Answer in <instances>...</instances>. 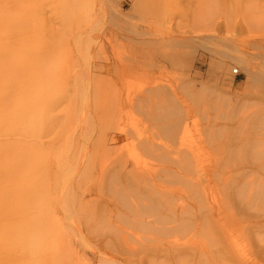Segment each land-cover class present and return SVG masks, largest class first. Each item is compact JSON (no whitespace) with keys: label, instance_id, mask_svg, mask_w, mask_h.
<instances>
[{"label":"bare ground","instance_id":"6f19581e","mask_svg":"<svg viewBox=\"0 0 264 264\" xmlns=\"http://www.w3.org/2000/svg\"><path fill=\"white\" fill-rule=\"evenodd\" d=\"M51 3H53V1H51ZM210 8L205 9L204 12L198 13L197 16L193 18V28L197 30L200 29L201 32H208L220 27L222 21L218 20L219 17L217 18V16H215V9L212 12V8ZM51 9L52 8L48 10L47 1L37 2V0H0V264H31L28 262V259H33L38 254L45 259H50L51 264H70V259L72 264H76V262L72 261L74 255L76 257V254H74L76 248L73 244V236L75 234L73 233L80 232L79 236L83 241L86 238V234H82L81 232L83 227L80 228V231L77 225L74 224L75 220L73 222L74 215L72 213L75 212L73 209L75 208L74 204L76 202V196L79 197L78 201L81 203L78 206V209L79 207H82L81 205H83L84 209H87L86 207L88 205L86 203L90 202L91 204L93 202L92 200H94H84V197L87 194H92L94 189L88 188V190H85L86 192L84 191L82 193L84 196L76 192V183L78 179L75 178V174L79 172L83 173V175H86V172L90 170V163H86L85 167L81 166V163L84 162V160H90V154L88 153L89 155L87 156L86 152L83 151L85 146L82 143L85 141L82 142L78 139L75 140V138H73L74 135L71 132V125L73 124L74 120L77 119L79 115L83 116L85 113L84 112L82 114V109L86 105V102L90 100L88 99L90 97V91L93 92V90H90L91 88L88 86H85L86 88H83L82 86L83 90H80L83 94H79L80 99H77L80 104V109L74 108L72 110H68V107L73 105V101L76 100L75 97L72 98L71 96H67L68 98L65 99L66 103L64 102V105L66 104L65 108L58 101L60 96L65 97L63 95L67 91L63 95L60 94V96L57 94H53L51 96L49 94L50 91H55L57 86L59 88H61V86L62 88L67 87L66 90H68L70 83L74 85H81L83 81L84 83L86 82L88 84L90 82L87 81H91L92 76L87 72H80V70L75 71L76 68L73 70L70 66L67 67L64 64L62 65V62L71 61L70 56H72V52L70 55L68 53L66 56V52L65 56H60L57 54L60 49L59 44L54 43V45L51 44L50 46L41 49L35 48L37 46H46V41L43 45V40L38 38L40 35L46 38L50 35V33L55 32V23L51 21L52 15L47 16V12L50 11L56 15L59 22L62 18H66L65 16L69 13L67 5L63 6L62 8H58L57 11ZM248 9H250V7H248ZM53 20L55 21V19ZM74 20V29L77 27V32L80 33L81 30L83 31L84 27L77 23V19ZM252 20L253 19H251V21H242L239 24V28L241 30L251 31V29L257 25V21ZM226 26L229 27V25ZM236 26L237 25H233L232 27ZM93 35L96 34L93 33ZM70 36L72 39L76 37L72 34H70ZM252 37H255V35ZM61 38H63L64 45L68 46L70 44L68 35L61 34ZM96 38L97 37L92 36L90 39L96 42ZM189 38L194 41L195 38H198V36L194 33ZM108 39L111 40L109 42H112L111 37ZM90 49L88 48L87 54L90 64H92V53ZM236 52L233 54V57L239 59L243 66L246 65L244 64L247 62L245 55H243L244 53ZM53 59H59L61 62L58 60L59 62H57L59 65H57V62H55ZM35 61H37L38 64H36ZM132 64L134 63H131V65ZM105 65L107 68V73L109 74L108 77L111 80L114 75L116 77H122L125 72L131 71L134 68V66L127 67L126 64H122L120 62L117 63L109 56H106V63H104V66ZM232 70L235 73L239 72V69L236 67H232ZM83 73H85L87 76L84 77ZM71 92H69V94H71ZM75 92L77 91H73L72 93ZM173 96L176 97L177 95L175 94ZM114 97L112 102H110V100H108L110 103L106 102L109 105L107 107L108 109H104L109 111L112 110L110 108H113L122 112L123 110L127 109L126 107L138 105L140 109L145 111L148 115L150 114V117L154 122L153 124H155L154 126L161 127L156 129V135L158 137H160V135L163 137H168V141L165 145H161L160 142H157L153 138H148L151 147H153L154 157H159L158 161H160L161 165L157 166L158 169L153 168V170L157 169L158 173H154L153 170L149 171L146 169H140V160H134V158H130L123 153L116 152L114 156H111L112 153L110 152L116 150V147L113 144L119 142L121 140V136L126 134L125 132H127L126 135H130L129 131H123L116 127L118 130L115 128L114 131L117 132L110 135V133L107 132L110 130L103 126L102 128L104 129H102L103 131L101 130L102 135L96 134L94 140L92 139L93 146H91L92 148L95 147L92 149L93 152L96 147H99L101 150L105 151V153H102L103 155L101 156L104 157L102 159L107 161H102L104 163L101 162L102 165L99 171H102L104 175L100 174V180L102 182L105 179L103 190L106 192V194L110 192L115 197L112 199L114 201L115 207L118 209V214L116 216L117 222L115 223V226L118 227L121 224L127 223L132 227L136 226L135 228H138V230L140 228V231H145L146 235L143 239L146 240H144L141 249H139L140 247L138 246L139 241H134L136 239L135 235H131L130 238V241H132L131 239L133 237L134 243H138L134 245L136 247H133L136 248V251H138L137 249L140 250V255H151L154 260L152 257H150V259H152L154 262L158 259H161L160 263L153 262V264H176L180 261H178V259L181 258L184 259V264H188L190 260V256H188V254L191 253V251H196L200 253V255L197 254L195 257L199 262L203 260L201 259L202 256H207V261L210 259L215 261L216 259L214 256H216L220 258V260L214 264H223L222 259H232V253L235 252V250L231 251L230 249V244L233 243L232 240H227L224 236L225 234L223 233V223L224 220L228 219V216L231 217V219H235L239 222H247L246 224L250 225L251 227L249 232L257 234L256 240L259 243L260 241L264 242V233L262 232L264 231V215H260L258 212H256L260 210V208L258 209L257 206L264 203V160H254L255 162H249L248 160H239L241 161L239 162L237 160L238 163L236 160L235 162H231L233 161L231 160L227 163L229 165H224L222 160L221 162L218 160L220 162L219 163L216 159V162L218 163L210 167L209 165L205 164V161L206 163H209V160L200 159L202 152H205L206 148H208L207 146H209L205 144L202 137L200 142L198 141V143L194 145L191 143L188 144L187 136L188 138L189 136H192L189 135L191 134L189 133L191 130L187 129V118H189L188 116H190V112H188V110L184 111V109L181 110V108L179 109L181 105H176L178 104L175 101L177 98H174L175 100L173 99L172 103L170 102V99L172 100L173 98L172 95H168L166 97L165 95L158 96L157 99V97H154V95H151L146 91L135 92V94L130 92L115 93ZM103 98V96L101 98L99 97V99H101L99 102H101ZM190 100L192 101V99ZM213 101L214 100H211L210 102L215 103ZM162 102L166 103L164 104L166 118L161 117L159 113H157L156 107L159 105L162 106ZM104 103L105 102H102V104ZM99 104L100 106L102 105L101 103ZM173 104H175L177 107L171 112ZM90 106V103H88V108ZM178 109L181 111H178ZM261 109L262 108H260V110ZM90 111L94 112L96 117L100 114V110L97 108V106L92 107ZM183 111L185 112V115H182ZM199 111L198 114H200ZM87 112L88 111H86V113ZM205 112L207 111L205 110L203 113ZM262 113L264 114V111ZM208 115L209 114L207 113L205 116L208 117ZM167 116H169V119H167ZM178 116H183L184 118L186 117V120L183 117H181L180 120L178 119ZM200 117L202 118V116ZM263 117L261 118L262 122L264 120ZM170 118L172 120H170ZM86 119L87 118L85 117L82 120L86 121ZM237 121L242 124L240 120ZM96 122L99 123L98 120ZM80 123L81 122H79L78 125H80ZM98 123H96V125ZM203 123L205 124V122ZM209 123L208 125L212 124L213 121H211L210 124ZM234 123L236 124V120ZM104 124L106 125V123ZM217 124H219V122ZM205 125L203 127L204 129ZM62 127L65 130L62 131ZM213 127L211 126L205 129V131L213 134L215 132V128ZM218 127L219 129L221 128L220 124ZM218 127L216 125V129H218ZM231 128H233V126ZM100 129L101 128H99V130ZM232 130L233 129H231V131ZM84 131L82 128V132ZM88 131L90 130H87V133ZM233 132L232 134H234ZM260 133L264 132L261 131ZM90 134L91 132L89 135ZM227 134L229 136L232 135L229 133ZM258 135L262 136V134ZM76 136H78L77 133ZM205 136L203 135V137ZM210 136L207 137L210 141L216 137L211 136L212 138H210ZM244 137L245 136H243V138ZM261 139V137L257 138L259 145L264 142ZM84 140H88V138H84ZM213 141H211V144L214 145ZM227 142L229 141L227 140ZM248 143L249 141L247 144ZM88 145H90V143ZM218 145L219 144H217V146ZM224 145L225 143H220L219 147L222 149ZM212 150L214 151V148ZM219 151L220 148L218 153ZM214 152L216 153V151ZM221 153L222 152H220V154ZM213 154L211 153L209 155ZM221 155L223 156L218 158L224 157V153ZM109 156H111L110 159L107 158ZM162 157H167L169 160L166 158L165 160H161L160 158ZM70 160L79 161H74V163H72ZM252 163H254V166ZM173 166L175 167L173 168ZM93 168L95 167L93 166ZM161 170L166 173V176H169L170 173L179 176L187 174L190 180H194V177L199 174L198 179H201L202 182L200 183V181H196L197 179L192 181L193 185H196L190 187L191 189L189 191H184V189L179 187L177 189L172 188L173 185L170 187V180L168 181L169 184H166V187L163 185L160 187V182H158L157 178L160 177L161 174H159V171ZM240 175H243L242 179H238ZM248 175H251L250 179H246ZM64 177H66V179H64L60 188L54 186L53 179L59 178V180H62ZM166 178L168 177H165V179ZM210 180L213 182V184L208 185ZM74 181L75 183L72 184ZM198 185L202 188L198 189ZM88 186L90 187V185ZM70 192L73 193L71 194ZM167 194H171L170 198L173 196L176 200H172L174 199L173 197L171 200H168V198L165 197ZM220 198L222 203L224 202L223 204H221L219 201ZM106 202L107 207L111 205L109 200H106ZM95 205L96 207L101 206L98 202H96ZM230 206L234 207L235 211L230 210ZM94 208H91V213H96V210L93 211ZM226 208H228V210H224ZM261 209L264 210L263 208ZM98 210L101 209L98 208ZM262 210L260 211L262 212ZM83 212L84 211L82 210V213ZM98 220H96V222ZM108 220L111 222L110 218ZM108 220V223L105 221L107 223H105L106 225H109ZM99 222L100 221L97 222L98 225ZM79 223L80 222H78V224ZM92 227L94 229L93 225L91 228ZM73 228H75L74 232ZM106 230H104V232L109 234V230ZM134 231L132 232L134 233ZM116 232H118V230H116ZM120 232L122 233V231ZM120 232H118V234ZM178 232L190 233V235H188L189 238H185L186 241H182L180 239L183 243H179L180 241L177 242L178 238L177 240H169V238L172 237H169L170 234ZM107 234H104V236ZM124 234L125 233L122 234V238L125 239L126 237L128 239L129 236H125ZM128 234L131 233L128 232ZM99 236L102 237V234ZM106 237L108 240L109 236ZM117 237L119 238V235ZM103 238L105 237H102V240H104ZM122 238L120 240H122ZM86 241L88 240L86 239ZM207 242H209V244L215 245L220 243V249L215 250L208 247ZM259 243L256 245V247L262 254L264 253V248L261 245L260 246L262 248H259ZM125 248L123 247V249ZM130 248L131 247L129 246L128 249ZM221 251L225 252L227 255H221ZM127 254H130V252H127ZM134 255L139 256L138 253ZM232 260V262L235 264L236 261H234V258ZM232 262L230 263L233 264Z\"/></svg>","mask_w":264,"mask_h":264},{"label":"rangeland","instance_id":"374dc122","mask_svg":"<svg viewBox=\"0 0 264 264\" xmlns=\"http://www.w3.org/2000/svg\"><path fill=\"white\" fill-rule=\"evenodd\" d=\"M44 1L48 2V10L52 8L53 10L57 11L58 8H62L63 6L67 5L69 13L65 16L66 18H62L61 21L59 22L56 15H54L50 11L47 12V16L52 15L51 21L55 23L54 24L55 32L50 33V35L46 37L47 39L44 38L42 35H40L38 38L43 40L42 42L43 45L44 42L46 41V46H37L35 48L41 49L48 47L51 44L54 45V43L59 44L60 49L57 54H59L60 56L62 55L65 56L66 52H67L66 53L67 56L68 53L70 55V53L72 52L71 53L72 56H70L71 61L62 62V65L64 64L67 67L70 66L71 69L73 70L76 68L75 71L80 70V72H85V73L87 72L92 76L91 81H87L90 82L88 83L89 85L85 82L87 84L86 85L83 81L81 85L79 84L74 85L70 83L68 88V90L70 91L66 90L67 87L62 88L61 86V88H59L57 86L55 91L52 92L50 91L49 93L51 96L53 94L55 95L57 94L60 96V94L63 95L67 91L68 93L66 92L63 95L66 98L60 96L58 99L61 105L64 106L65 108L66 105V104L64 105L65 99H67L70 96L72 98L75 97L76 100L78 98L80 99L79 94H83L81 90H83L85 86H88L91 88L90 90H93V92L90 91V95H89L90 97L88 98L90 100L86 102V105L82 109L83 111L82 114L84 112L85 113L83 114V116L79 115L71 125V132L74 135V137L72 135L71 136L75 138V140L78 139L82 142L85 141L84 143H82L85 146L83 148V151L86 152L87 156L90 154L89 157L90 160H84V162L81 163V166L85 167L86 163L88 164L90 163V167H91L90 170L86 172V175L85 174L83 175V173H79V172L75 174L76 176L75 178L78 179L76 183V192L82 194L85 190H88V188L94 189L92 194H87L84 197V200H89V199L96 200V201L92 200L93 202L91 204L90 202L86 203L88 205V206L86 205L87 209H84L83 205H81L82 207H79L78 209V206L81 203H79L78 201L79 197L76 196V202L74 204L75 208L73 209L75 212L72 213L74 215L73 222L75 220L76 223L74 222V224L77 225L80 231H81L80 228L83 227L81 232L82 234H86V238L84 239V241L81 240L79 236L80 232L75 233L74 229L76 227L73 228V232H74L73 234H75L73 236L74 237L73 244L75 245L77 252L76 251L74 252V254H76V257L74 255L75 259L73 258L72 261L76 262V264L78 263L79 264H86V263L88 264H153L154 261L150 259V257H152L151 255L142 256L139 253L140 251L139 249H141L144 240H146L143 239L145 238L146 235L145 231L143 230L140 231L141 230L140 228L138 230V228H135L136 226L132 227L127 223L121 224L118 227L115 226V223L117 222L116 216L118 214V209L115 207L114 201L112 200L115 197L110 192L106 194V192L103 190L105 179L102 182L100 180V174L104 175V173H102V171H99V169L102 163L107 161L102 159L104 157L101 156L105 153V151L101 150L99 147H96V149L93 152L92 149H94L95 147L92 148L93 146L92 143L94 138L96 137L95 136L96 134L102 135V131H103L102 129H104L102 128L103 126H105L106 129L110 130L107 131L110 133V135L117 132L114 131L116 127L123 131L124 130L129 131L130 135H126L127 132H125L126 134L121 136V140L113 144L116 147V150L110 152L112 153L111 156H114L116 152L123 153L126 156H129L130 158H134V160H140L139 161L140 169H146L152 171L153 168H157V166H160L161 164L160 161H158L159 157L156 158L154 157L153 147H151L148 138H153L157 142H160L161 145H165L168 141V137L165 136L163 137L161 135L160 137H158L156 135V129L161 127L154 126L155 124H153L154 122L151 119L150 114L148 115L145 111L140 109L138 105H134L133 107H126L127 109L120 112L117 109H113V108H110L112 110L107 111L106 109H108L107 107L109 106L108 103L114 100L115 93H122V92L125 93L130 92L135 94V92L146 91L147 93L154 95V97H157V99L158 96L165 95L166 97L168 95H172L173 98L172 100L170 99V102L173 103V99L177 98L176 100L175 99L174 100L176 101V103H178V104L175 103L177 106L181 105L179 109L181 108V110L184 109V111L188 110V112H190V116H188L189 118H187V125H188L187 129L191 130L189 132L191 134L189 135L192 136H189V138L187 136L188 144L191 143L192 145H194L198 143V141L200 142L203 139L205 144L209 145L207 146L209 149L206 148V151L205 152L203 151L200 156V159L202 160H209V163L208 162L206 163L205 161V164L211 167L212 165H215L219 161L221 162V160L224 165H226L231 160H233L231 162H235V160L236 162L237 160L238 161L248 160L249 162H255L254 160H264V142L261 143V145H259L257 141L258 137H261L262 138L261 140L264 141V133H260L261 131L264 132V120L263 122L261 121L262 120L261 118L264 116V114L262 113L264 111V0H37V2H44ZM51 1H53V3H51ZM210 7L212 8V12L215 9L216 12L215 16H217V18L219 17L218 20L222 21L220 27H218L215 30H210L208 32H201L200 29L197 30L193 28L194 27L192 25L194 24L193 18L196 17L198 13L204 12L205 9ZM248 7H250V9H248ZM53 19H55L56 22ZM74 19H77L78 20L77 23H79L80 26L82 25L84 27L83 31L81 30L80 33L77 32V27L74 29L75 26ZM251 19L257 21V25L254 28H252L251 31L241 30L239 28L240 26L239 24L242 21H251ZM57 22L60 24H58ZM226 25H229V27H227ZM233 25H237L236 26L237 28L232 27ZM93 33L96 35H93ZM194 33L198 36V38H195V40L193 41L189 37L192 36ZM61 34H66L69 36L70 44L68 46L63 44V38H61ZM70 34L75 35L76 37L72 39ZM254 35L255 37H252ZM92 36L97 37L96 42L90 39ZM77 37H79L80 39ZM110 37L113 43L109 42L111 41L110 39H108ZM76 39L79 40L77 41ZM88 48L89 49L91 48L90 51L92 53L91 55L92 64H90V60L88 58V54H87ZM235 52L244 53L243 55H245L247 60V62L244 63L246 64L244 65L245 67L241 64L239 59L233 57L234 56L233 54H235ZM106 56L111 57L117 63L120 62L122 64H126L127 67L134 66V68L131 71L125 72V74L122 77H116L114 75V77L111 80L108 77L109 74L107 73L106 65L104 66V63H106ZM53 60L57 62L59 59H53ZM58 62L57 65H59ZM35 63L38 64L37 61H35ZM131 63L134 64L131 65ZM232 67H236L237 69H239L240 73L239 72L235 73L232 70ZM85 73H83L84 77L87 76L85 75ZM60 91L63 93H61ZM71 91L72 92L77 91V92L72 93ZM69 92H71V94H69ZM175 94L177 95L176 97L173 96ZM102 96L104 98L101 102H99L101 100L99 99V97L101 98ZM190 99H192V101ZM76 100L73 101V105L68 107V110H72L74 108L80 109L79 101L77 100L76 102ZM108 100H110V102ZM211 100H214L213 102L215 103L210 102ZM102 102L105 103L102 104ZM88 103H90L91 105L89 108H88ZM99 103L102 104L101 106L103 109L101 108ZM164 104L166 103L164 102L162 106L160 105L157 106L156 109H157V113H159L161 117L166 118V111ZM175 104H173L172 106L173 108H171V112L173 109L174 110L176 109L177 106H175ZM94 106H97V108L100 110V114L98 115L100 117L98 116L96 117L94 115V112L90 111L91 108ZM260 108H262L263 110L262 109L260 110ZM179 109L178 111H181ZM257 109L259 110V112ZM205 110L207 112L203 113ZM86 111L88 112L86 113ZM184 111L182 112L183 113L182 115H185ZM198 111L200 114H198ZM221 111L222 112L224 111L225 113L224 112L222 113ZM207 113L209 114L208 117L205 116L207 115ZM216 114L217 115L219 114L220 116L219 115L217 116ZM246 115L248 118L246 117ZM200 116H202V118ZM85 117L87 119L86 121H83L82 119H84ZM178 117H179L178 119H180L183 116L181 117L178 116ZM253 118L256 120H254ZM96 119L99 121L100 125L98 122H96L97 121ZM167 119H169V116H167ZM170 120L172 119L170 118ZM210 120L213 121L214 124L213 123L212 124L214 125V127L212 124H210L211 123ZM235 120H236V124L234 123ZM237 120H240L242 124H240ZM78 121L81 122L80 125H78L79 124ZM193 121H195L197 124ZM203 122H205L206 125H208V123L210 122L209 123L210 125L208 126L209 127L212 126L213 128H215V132L212 134L208 131H205V129L209 127L206 126ZM218 122L220 124L221 131L218 127L219 126V124H217ZM96 123L98 124L96 125ZM104 123H106V125ZM204 125H205V129L203 128ZM216 125L218 129H216ZM226 125L229 127H227ZM232 126L233 128H231ZM82 128L83 131L85 129L90 131H88V133L87 130L82 132ZM99 128L101 129L99 130ZM117 128L116 130H118ZM231 129L233 130L231 131ZM63 130L65 129L62 127V131ZM97 131L99 132V134ZM90 132L92 134V135L90 134L91 136L89 135ZM232 132L234 134H232ZM256 132L258 134H262V136L258 135ZM76 133L78 136H76ZM197 133L200 135H198ZM205 133H208L213 137L216 136L215 139L214 138L211 139V141L214 140L213 141L214 145L211 144V141L207 138L210 135ZM227 133L232 135L229 136ZM203 135L206 136L203 137ZM211 136L210 138H212ZM243 136L245 137L243 138ZM84 138L85 139L88 138V140H84ZM229 138L232 142L229 140ZM227 140L229 142H227ZM248 141L249 143L247 144ZM89 143L90 145H88ZM220 143H225L222 149L221 147H219ZM185 144H186V140H185ZM217 144L219 145L217 146ZM213 148L214 151H216V153L212 150ZM215 148H217L218 150L220 148L219 153L218 150ZM220 152H222L221 154L224 153L223 158L222 157L218 158L220 156H223L220 154ZM206 153L208 154V156ZM211 153L214 154L209 155ZM155 155L160 156L158 154ZM111 156L107 158L110 159ZM165 158L169 160V158L167 157H162L160 159L165 160ZM216 159L217 161L218 160L219 161L216 162ZM70 161L74 163L75 160H70ZM77 161L79 160H76L75 162ZM252 165L254 166V163H252ZM93 166L96 169L93 168ZM174 167L175 166H173V168ZM157 169H155L156 171L153 170L154 173H158ZM159 174L161 175L157 179L158 182H160L159 183L160 187H162V185L166 187L167 186L166 184L170 183L169 186L171 187V185H173L172 188L177 189L179 187L184 189V191H189L191 189L190 187L196 185V184L193 185L192 181L197 179L196 181H200V183L202 182L201 179L200 180L198 179L199 174L194 177V180H190L187 174L185 175L183 174L179 176L170 173L169 176H166V173H164L162 170L159 171ZM171 175L173 178L171 177ZM165 177L168 178L165 179ZM250 177L251 175H248L246 179H250ZM242 178L243 175H240L238 177V179H242ZM64 179H66V177H64L62 180H59V178L53 179L54 186L60 188L62 186ZM73 183H75V181L72 182V184ZM210 184H213L211 180L209 181L208 185ZM88 185H90V187ZM198 187L196 188L198 189L202 188L199 185ZM70 193L72 194L73 192ZM170 195L171 194H167L165 197H167L168 200H171L173 196H171L170 198ZM102 198L105 200H103ZM106 200H109L111 204L108 207L106 206L107 205ZM172 200H176V199L174 198ZM219 201L221 202V204L224 203V202L222 203L221 198ZM96 202H98L102 206V208L101 206L96 207L95 205ZM176 203L178 204L177 201ZM91 208L92 209L94 208L93 211L96 210V213L93 212L91 213L92 211ZM98 208H100L101 210H98ZM257 208L258 209L260 208V210H262L261 208L264 209V203L262 205L257 206ZM82 210L84 211L83 212L84 215L88 214L89 216L85 215L86 216L85 217L82 213ZM224 210H228V208ZM230 210L235 211L234 207H231ZM260 210L256 212H258V214L260 215H264V210H262V212ZM76 216L78 217V219ZM82 216L85 218H83ZM109 218L111 219V222L113 220L114 222V223L112 222L113 225L110 222V220H108ZM95 219L100 221L99 225L97 223L98 221L96 222ZM83 220L85 222L87 220V222L85 223ZM107 220L109 221V225H106L108 223ZM78 222L80 223L78 224ZM242 222H239L235 219H231V217L228 216V219L224 220L223 223L224 226L223 233L225 234L224 235L225 238L229 241L232 240L233 242L232 244H230L231 251L235 250V252L232 253L233 254L232 259L234 258V261H236L235 264L237 263L264 264V253L261 254L256 247V245L259 243L256 240L257 234L253 232L250 233L249 232L251 230L250 225L246 224L247 222H243V223ZM91 223L94 226V229L93 227L91 228L92 226ZM103 229L104 230L107 229L106 231L109 230L108 231L109 234L105 233ZM116 230H118V232L122 231V233L120 232L121 234L120 233L118 234ZM131 230L134 231V233ZM127 231L131 234H128ZM136 232L139 233L137 234ZM262 232L264 233V231ZM123 233H125L124 234L125 236H129L128 238L129 241L131 235L132 236L135 235L136 239L134 240V238L132 237L131 240L139 241V242L137 241L139 243L138 246L140 247L139 249H137L138 251H136L135 250L136 248H134L136 247L134 245H136L137 242L134 243V241L133 242L130 241L131 242L130 243L126 237L125 240L124 238H122ZM76 234L78 235V237ZM100 234H102V237H105L103 238L104 240H102V237L99 236ZM104 234L107 235L104 236ZM116 235L117 236L119 235V238ZM188 235H190V233L188 232L185 233L178 232V233L170 234L169 237L171 236L172 237L171 238L168 237V238L169 240H174V239L177 240L178 238L177 242L180 241L179 243H183L182 241H186L185 238L187 239L189 238ZM106 236H109L108 240L106 239L107 238ZM120 237L122 238V240L125 241L120 240L121 239ZM86 239L88 241H86ZM251 239L254 241H252ZM262 242L260 241L259 248L261 246L264 248V244H263L264 242L263 243ZM207 243H208L207 244L208 247L212 249L215 250L220 249L221 246L220 243H218V245L209 244V242ZM127 246L128 247L130 246L131 248L128 249ZM123 247L124 248L127 247V248L123 249ZM252 248L254 249V251ZM127 252L133 254L130 255L127 254ZM136 253H138L139 256L134 255ZM197 254L200 255V253L196 251L195 252L191 251V253L188 254V256H190L189 262L187 261L188 264H214L220 260V258L214 256V258L216 259L215 261L212 259L207 261L206 260L207 256L205 257L202 256L201 259L203 260L199 262L195 258ZM220 254L227 255L223 251H221ZM145 257L147 258V260ZM181 259H178V261L180 260L181 262L179 261L176 264H184L185 263L184 259L183 258ZM232 259H228V258L226 260L222 259V263L225 264L226 262V264H231L230 262L233 261ZM28 262L31 264L34 263L51 264L50 259H45L42 256H39V254L33 259H28ZM155 262L160 263L161 259H158ZM232 263L234 264V262ZM70 264H72L71 259H70Z\"/></svg>","mask_w":264,"mask_h":264}]
</instances>
